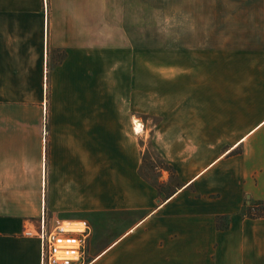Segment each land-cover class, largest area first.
I'll list each match as a JSON object with an SVG mask.
<instances>
[{
    "label": "crops",
    "instance_id": "0c3cea01",
    "mask_svg": "<svg viewBox=\"0 0 264 264\" xmlns=\"http://www.w3.org/2000/svg\"><path fill=\"white\" fill-rule=\"evenodd\" d=\"M138 2L0 0V264H40L41 216L85 238L74 264H264V0H165L145 61Z\"/></svg>",
    "mask_w": 264,
    "mask_h": 264
},
{
    "label": "rangeland",
    "instance_id": "374dc122",
    "mask_svg": "<svg viewBox=\"0 0 264 264\" xmlns=\"http://www.w3.org/2000/svg\"><path fill=\"white\" fill-rule=\"evenodd\" d=\"M165 0H139L138 4L134 5V11L139 14L140 17V29H139V43L141 53L139 59L145 61L148 59L149 55L147 52L148 48L154 46L157 50V58L162 57L163 41H164V19L166 13L170 12H179L180 6L173 4L164 3ZM195 6L189 5V11H194ZM185 8V6H184ZM186 11V9H184ZM143 70H141V76ZM143 95H141L142 97ZM135 107L141 111V114L147 111L148 103L145 100H140ZM144 120H147L148 117L144 116ZM154 119V118H153ZM154 122L149 125H153ZM152 133L145 132L140 135L139 144L141 147V168L140 174L142 177H145L149 182L153 183L154 181L162 182L166 187L164 188V193H169L170 191L176 190L180 183L174 172L172 175L167 171L168 165L159 153L155 150L152 144ZM162 171H167V179H162ZM160 199H164L160 196Z\"/></svg>",
    "mask_w": 264,
    "mask_h": 264
},
{
    "label": "built area",
    "instance_id": "2783aa9c",
    "mask_svg": "<svg viewBox=\"0 0 264 264\" xmlns=\"http://www.w3.org/2000/svg\"><path fill=\"white\" fill-rule=\"evenodd\" d=\"M72 233L62 225L49 231L44 216H41L39 227L35 231L26 232V235H34L39 240L40 264H74L81 259L85 238L73 239L69 236Z\"/></svg>",
    "mask_w": 264,
    "mask_h": 264
},
{
    "label": "trees",
    "instance_id": "16d2710c",
    "mask_svg": "<svg viewBox=\"0 0 264 264\" xmlns=\"http://www.w3.org/2000/svg\"><path fill=\"white\" fill-rule=\"evenodd\" d=\"M165 166L167 167V171H169L172 175H174V171L171 168V166L166 165V164H165ZM143 178L145 180H147L145 177H143ZM149 183L157 189L159 195L162 198H169L176 191V190H173V191H170L169 193L166 194L163 191L166 186L162 182L154 181L153 183H151V182H149ZM242 215L250 217V218L262 217V216H264V204L247 202L245 209L242 211Z\"/></svg>",
    "mask_w": 264,
    "mask_h": 264
},
{
    "label": "bare ground",
    "instance_id": "6f19581e",
    "mask_svg": "<svg viewBox=\"0 0 264 264\" xmlns=\"http://www.w3.org/2000/svg\"><path fill=\"white\" fill-rule=\"evenodd\" d=\"M139 126H140V125H139V124H137V122H136V128H137V127H139ZM139 130H141V129H139Z\"/></svg>",
    "mask_w": 264,
    "mask_h": 264
}]
</instances>
